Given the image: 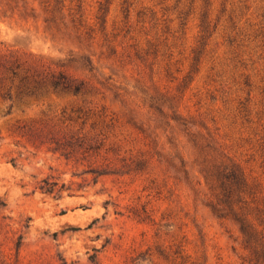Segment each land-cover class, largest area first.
<instances>
[{
	"label": "rangeland",
	"instance_id": "rangeland-1",
	"mask_svg": "<svg viewBox=\"0 0 264 264\" xmlns=\"http://www.w3.org/2000/svg\"><path fill=\"white\" fill-rule=\"evenodd\" d=\"M235 217L264 247V0H0V264H254Z\"/></svg>",
	"mask_w": 264,
	"mask_h": 264
},
{
	"label": "trees",
	"instance_id": "trees-1",
	"mask_svg": "<svg viewBox=\"0 0 264 264\" xmlns=\"http://www.w3.org/2000/svg\"><path fill=\"white\" fill-rule=\"evenodd\" d=\"M9 69L12 71L13 75H16V69H14L13 66H11ZM25 79L26 78L23 79L24 83L26 81ZM23 80H22L21 86L19 87L20 93L23 91V87L25 86L23 83ZM61 84H64V86L66 85V87L71 88V86L66 81H56L54 83V87L56 88L60 86ZM80 89L81 88L79 86L75 87V91H79ZM5 95L11 97L10 92H8V94L6 93ZM231 185H233V189H231V206L234 209L236 205L238 206V209L243 210L248 205V200H245V198L242 197L241 194L247 193V187L249 183L247 182V179H245V177L241 173L234 171L231 174ZM254 200L255 199H253L251 202L252 203L255 202ZM235 219L240 222L241 230L244 236L248 239V242L251 244V247L253 248V252L255 254L254 264H264L262 263V261L264 260V247L259 242V239H257L259 232L257 231L256 228H254V226H250L251 223L248 219L246 218L241 219V217L239 218L235 217Z\"/></svg>",
	"mask_w": 264,
	"mask_h": 264
}]
</instances>
